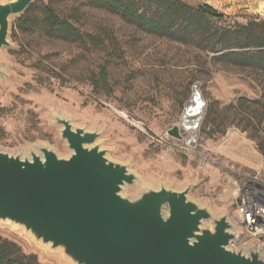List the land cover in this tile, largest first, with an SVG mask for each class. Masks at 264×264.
Instances as JSON below:
<instances>
[{"label":"rangeland","instance_id":"rangeland-1","mask_svg":"<svg viewBox=\"0 0 264 264\" xmlns=\"http://www.w3.org/2000/svg\"><path fill=\"white\" fill-rule=\"evenodd\" d=\"M10 0H0L7 3ZM209 5L224 14L218 26L264 22V0H181ZM53 5L73 17L82 32L96 34L93 47L64 42L41 32H23V16L10 21V46L0 50V151L21 159L40 147L67 159L73 152L62 138L64 118L76 128L100 134L107 157L127 166L138 182L125 197L148 189L184 191L216 217L227 216L241 235L232 249H257L236 213L237 174L257 171L264 178V74L215 64L206 53L138 29L83 1L35 0L31 13L42 18ZM195 87L205 113L196 142L179 126ZM214 104L210 121L207 108ZM0 237L19 245L40 264H73L60 250L36 242L24 229L0 222ZM263 254H264V247Z\"/></svg>","mask_w":264,"mask_h":264},{"label":"water","instance_id":"water-1","mask_svg":"<svg viewBox=\"0 0 264 264\" xmlns=\"http://www.w3.org/2000/svg\"><path fill=\"white\" fill-rule=\"evenodd\" d=\"M34 2H0V50L10 46L11 18ZM56 122L73 152L69 158L47 147L25 159L0 151L1 223L24 229L73 264H264L260 247L232 249L241 235L227 216L190 200L191 187L123 196L138 178L107 157L97 144L100 134L64 118ZM168 135L183 139L179 126Z\"/></svg>","mask_w":264,"mask_h":264},{"label":"trees","instance_id":"trees-1","mask_svg":"<svg viewBox=\"0 0 264 264\" xmlns=\"http://www.w3.org/2000/svg\"><path fill=\"white\" fill-rule=\"evenodd\" d=\"M71 1V0H64ZM80 1V0H76ZM84 5L118 16L143 32L164 37L206 53L215 64L264 74V22L218 26L224 19L209 5L197 8L181 0H82ZM23 32H41L56 40L99 47L96 34L82 32L73 17L61 16L54 6H45L42 18L31 13L23 16ZM214 104L207 108L210 121ZM259 151L264 154L263 144ZM0 264H40L37 256L26 255L16 243L0 237Z\"/></svg>","mask_w":264,"mask_h":264},{"label":"built area","instance_id":"built-area-1","mask_svg":"<svg viewBox=\"0 0 264 264\" xmlns=\"http://www.w3.org/2000/svg\"><path fill=\"white\" fill-rule=\"evenodd\" d=\"M191 145V144H188ZM239 178L236 213L242 234L264 247V178L257 171L231 168Z\"/></svg>","mask_w":264,"mask_h":264},{"label":"bare ground","instance_id":"bare-ground-1","mask_svg":"<svg viewBox=\"0 0 264 264\" xmlns=\"http://www.w3.org/2000/svg\"><path fill=\"white\" fill-rule=\"evenodd\" d=\"M197 92L199 93L198 89L194 90L193 94L195 95L196 100L191 104H187L186 110L184 112V117L180 123L181 130L190 134V136H188V138L186 139L187 144H194L196 142L197 129L205 113L203 98L200 93V96L198 98V96H196ZM126 190L127 188L125 189L123 196H125Z\"/></svg>","mask_w":264,"mask_h":264}]
</instances>
